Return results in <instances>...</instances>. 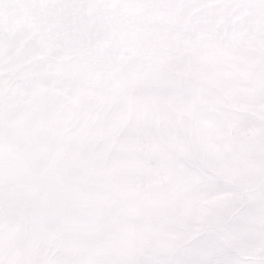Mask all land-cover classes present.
Segmentation results:
<instances>
[{"label":"snow or ice","instance_id":"obj_1","mask_svg":"<svg viewBox=\"0 0 264 264\" xmlns=\"http://www.w3.org/2000/svg\"><path fill=\"white\" fill-rule=\"evenodd\" d=\"M0 264H264V0H0Z\"/></svg>","mask_w":264,"mask_h":264}]
</instances>
